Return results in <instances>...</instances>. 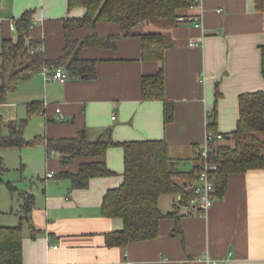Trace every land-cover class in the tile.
I'll list each match as a JSON object with an SVG mask.
<instances>
[{
    "label": "crops",
    "instance_id": "obj_1",
    "mask_svg": "<svg viewBox=\"0 0 264 264\" xmlns=\"http://www.w3.org/2000/svg\"><path fill=\"white\" fill-rule=\"evenodd\" d=\"M202 1V12L196 6L183 12L186 17L202 13V26L184 18L165 29L175 44L167 48L162 62L142 58V41L136 35L116 39V48L85 46L80 56L97 60L95 78L70 73L60 81L52 77L54 68L48 67V75L42 69L9 94L8 102L0 105L2 117L18 96L25 95L26 105L43 101L48 136H74L86 129L91 139L106 134L116 141L165 138L178 168L193 169L197 149L205 140L208 111L217 107L218 131L231 132L239 118V95L264 90V11L255 0ZM27 9L34 10L30 35L41 40L50 59L59 57L66 45L62 18L85 13L82 7L69 9L68 0H0V59L4 39L17 38L15 22ZM120 31L118 22L101 21L72 35L81 39L94 32L110 36ZM192 40L198 44L190 45ZM161 65L167 98L174 103L169 123L165 102L142 96V77ZM36 149L49 168L44 173L43 165L44 176L34 188L25 189L34 194L35 202L23 220L22 264H264V168L231 173L226 191L217 193L208 212L185 214L180 227L167 213L177 208L181 195L176 199L164 193L159 206L168 212L160 220L158 237L108 246L106 233L124 225L122 218L102 213L106 191L123 181V146L111 145L106 154L116 175L94 177L86 188L74 189L69 178L48 176L62 168L59 154H48L46 146ZM83 161L76 160L69 169L77 171ZM22 212V203L16 211L12 205L11 212L0 207V225L19 224Z\"/></svg>",
    "mask_w": 264,
    "mask_h": 264
},
{
    "label": "trees",
    "instance_id": "obj_2",
    "mask_svg": "<svg viewBox=\"0 0 264 264\" xmlns=\"http://www.w3.org/2000/svg\"><path fill=\"white\" fill-rule=\"evenodd\" d=\"M259 10L264 11V0H255ZM194 5V0H68L69 9L82 7V16L62 18L66 45L63 53L55 58H47L41 47V40L30 35L33 9H27L16 20L17 38H5L0 59V105L8 102L11 92L18 89L22 80L30 79L34 73L45 67L64 66L69 73L83 78L96 77L97 60L82 58L80 50L89 45L116 48V39L139 36L142 41V58L162 62L167 48L175 44L173 36L165 29L178 25L184 10ZM118 22V34L102 36L94 32L81 39L73 37V32L89 23ZM141 22L153 23L154 30L138 28ZM262 73L264 75V45H262ZM142 96L144 99H161L165 102L164 117L169 123L174 118V103L166 95V74L161 65L155 73L142 77ZM222 92L218 88L217 97ZM239 118L235 130L223 133L225 139L214 141L211 145V159L219 164L215 171L217 193L223 194L231 173L246 172L250 169L264 168V90L243 92L239 95ZM28 116L4 119L0 113V187L4 183L7 169L1 150L7 147H22L43 143L47 153L57 152L62 168L52 172L56 179L69 178L71 188H86L92 178L112 176L117 172L106 161L107 150L111 145L124 148L125 168L123 181L110 187L102 201V213L106 217H119L124 225L120 229L106 233V245H127L132 242L153 239L160 234V220L164 216L159 206L160 196L174 194L176 199L186 203L193 195V186L201 170V151L198 147L195 166L191 170H181L170 155V145L165 138L132 139L116 141L109 135L91 139L86 129L74 136L51 137L40 134L26 138L25 127L29 118L36 113H44V103L33 100L27 104ZM218 109L211 111L208 128L217 129ZM5 128L7 131L5 132ZM78 159H84L77 171L69 167ZM12 192L17 187L10 181ZM24 195V212L17 225H0V264L23 263V220L34 205V194L21 190ZM167 215L176 220V227L185 213L181 207L171 210ZM76 264V263H66Z\"/></svg>",
    "mask_w": 264,
    "mask_h": 264
},
{
    "label": "rangeland",
    "instance_id": "obj_3",
    "mask_svg": "<svg viewBox=\"0 0 264 264\" xmlns=\"http://www.w3.org/2000/svg\"><path fill=\"white\" fill-rule=\"evenodd\" d=\"M141 23L142 24L138 25V28L144 30L143 27L147 22ZM148 25L149 27L146 28V30H154V28H157V26L153 23H149ZM18 97H20L19 100H21L19 101L17 99V101L12 103L9 110L4 112L6 115L4 119H19L28 116L27 105L26 102L23 101L26 96L23 95ZM6 131L7 128H5V132ZM40 134H45L44 117L41 113H36L29 118L25 127L24 135L26 138L33 139L35 136ZM39 146L43 147V149L45 148L44 144L37 143L35 145H25L22 147H7L3 148L1 151L4 156L7 169L4 173L5 181L0 187V207L6 208L7 211L11 212L12 205L16 211L17 207L20 206V203H24L21 196V190L34 188L36 186L35 181L39 182L41 180L40 177L43 175V165L44 173L46 169L49 168L46 166L45 157H43L42 153L36 149ZM182 164L184 165L183 161ZM9 181L17 187V190L14 192H12L8 186Z\"/></svg>",
    "mask_w": 264,
    "mask_h": 264
},
{
    "label": "built area",
    "instance_id": "obj_4",
    "mask_svg": "<svg viewBox=\"0 0 264 264\" xmlns=\"http://www.w3.org/2000/svg\"><path fill=\"white\" fill-rule=\"evenodd\" d=\"M203 1L194 0V5L199 8L202 12ZM189 18L192 19L197 26L203 25L202 13L195 15H189L188 17H181V19ZM15 26V25H14ZM32 26V25H31ZM196 40H192L190 45H197ZM49 68L45 67L42 72L48 75ZM70 73L58 67L53 71L52 77L59 79L60 81H65L69 77ZM211 111L207 113V130L205 135V140L200 146L201 151V170L198 173L197 180L193 186V195L186 203H181L179 200L176 201V206L181 207L183 212L187 215L199 212L207 213L210 207L214 203V199L217 196V187L215 184V171L219 168V164L211 159V145L214 141H220L225 138L222 132H215L208 128V123L210 121ZM61 117L64 118V114L61 113ZM53 173L49 172L48 176H52ZM216 262V261H215Z\"/></svg>",
    "mask_w": 264,
    "mask_h": 264
},
{
    "label": "water",
    "instance_id": "obj_5",
    "mask_svg": "<svg viewBox=\"0 0 264 264\" xmlns=\"http://www.w3.org/2000/svg\"><path fill=\"white\" fill-rule=\"evenodd\" d=\"M161 211H162L163 213H167V212H168L167 209H163V208H161Z\"/></svg>",
    "mask_w": 264,
    "mask_h": 264
}]
</instances>
